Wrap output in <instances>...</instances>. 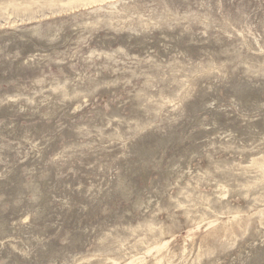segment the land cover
Instances as JSON below:
<instances>
[{"label":"rangeland","instance_id":"1","mask_svg":"<svg viewBox=\"0 0 264 264\" xmlns=\"http://www.w3.org/2000/svg\"><path fill=\"white\" fill-rule=\"evenodd\" d=\"M0 264H264V0H0Z\"/></svg>","mask_w":264,"mask_h":264}]
</instances>
